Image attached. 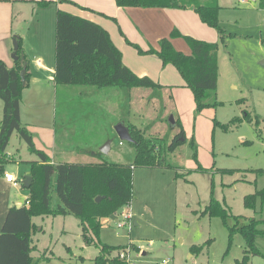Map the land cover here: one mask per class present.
Listing matches in <instances>:
<instances>
[{
    "label": "rangeland",
    "instance_id": "374dc122",
    "mask_svg": "<svg viewBox=\"0 0 264 264\" xmlns=\"http://www.w3.org/2000/svg\"><path fill=\"white\" fill-rule=\"evenodd\" d=\"M219 5L220 25L231 36L227 38L226 46L217 40L220 43L218 85L212 97V102L216 101L217 105L198 111L189 88L175 91L174 97L154 89L152 102L146 106L137 100L136 115L132 118L146 136L158 134L164 147L168 148L181 130L173 126V117L181 122L187 141L166 153V167L162 171L134 170L131 225L118 229L121 215L115 220L106 218L99 236L90 231L94 244L85 242L80 220L72 215L34 217L32 240L36 250L32 255L35 264H95V259L101 255V244L119 247L107 256L126 264H162L164 260L169 264H235L243 258L247 246L243 235L237 230L231 236L230 229L255 220L259 222L257 228L264 232V204L259 199L256 209L245 205L246 196L264 190V173H260V170L264 171V9L259 0H219ZM7 8L10 14L18 5ZM21 15L26 20L30 12H21ZM16 23L22 29L27 26L21 17ZM45 28L46 39L50 36L52 42L53 20L46 18ZM32 32L33 29L28 34L30 39ZM176 49L190 54L183 39ZM57 100V111L48 100L38 101L39 112L26 105L24 120L32 121L37 128L34 132L37 138L42 128H54L56 124L58 154L68 149L71 157L78 156L74 148H85L86 145L77 144L79 140H67L64 135L77 131L78 125L91 118L85 114L87 110L80 111L79 106H85L91 98L87 102L77 94L71 96L69 104L74 113L68 123L63 120L64 96L59 93ZM108 106L109 102H103L106 111L103 116L111 112ZM140 110H143L142 114ZM2 115L0 99V120ZM70 123H75L76 127L70 128ZM104 130L102 128V133ZM96 131L98 139L95 140L103 141L99 138L100 126ZM108 132L112 152L105 161L111 163L121 156L122 161L134 163V146L122 141L114 129L108 128ZM104 142L94 144L92 141L87 146L102 152L108 146ZM6 153L21 163L12 160L5 165V174H13L19 187L1 186L0 205L3 207L8 198L25 204L27 190L21 185L26 177H30L27 161L37 159V155L30 152L28 145L15 134ZM212 198L228 208L230 217L226 223L220 217L204 213ZM52 203L57 205L56 198ZM122 211L126 210L123 208ZM236 217H239L238 221ZM194 246L203 248L192 250ZM256 248L255 254L250 253L249 264H264L263 235L257 236Z\"/></svg>",
    "mask_w": 264,
    "mask_h": 264
},
{
    "label": "trees",
    "instance_id": "16d2710c",
    "mask_svg": "<svg viewBox=\"0 0 264 264\" xmlns=\"http://www.w3.org/2000/svg\"><path fill=\"white\" fill-rule=\"evenodd\" d=\"M264 9V0H259ZM122 8H174L193 9L201 21L215 29L219 40L225 46L231 36L220 25L219 0H116ZM182 37L190 48V54L177 51L172 39ZM18 56L14 67L9 68L0 60V99L3 102V115L0 120V163L8 162L7 149L14 134L23 140L30 152L36 153L39 161L32 163L33 183L29 189L30 196L25 206L11 207L8 210L0 232V264H35L32 257L34 229L33 218L47 215H72L80 220L83 237L87 244H94L92 231L99 236L101 220L112 218L123 207L133 202V174L137 168H165L166 153L173 152L187 141L185 130L180 121L176 126L180 132L170 145L164 147L159 135L146 136L135 125L128 126L131 143L136 150L132 164H113L99 159L92 163H60L52 165L48 156L37 150L31 132L22 123L21 103L23 86L21 71L26 62L20 41ZM132 45V44H131ZM140 55H156L164 66H174L194 96L198 111L215 107L212 97L218 85V52L220 43H209L190 36H183L173 30L169 38L160 41L159 48L147 51L133 45ZM22 58L24 60H22ZM55 81L58 85L93 86L100 89L114 87L121 89H160L149 77H139L123 63V55L113 44L108 32L99 24L58 10L56 15V69ZM102 158V155L98 154ZM200 170L204 171L203 168ZM260 173H264L260 170ZM59 203L52 208V194ZM98 196H104L96 203ZM260 199L264 204V190L245 197L247 208L256 209ZM204 213L210 217H220L226 223L230 217L228 208L212 198ZM237 221L239 217H236ZM258 221L230 229L231 236L239 231L246 240V250L241 260L235 264H249L250 253H256V238L264 236L257 227ZM101 255L95 264H126L117 259L108 258L111 251L120 249L101 244ZM203 247H192L201 251ZM250 251V252H249Z\"/></svg>",
    "mask_w": 264,
    "mask_h": 264
},
{
    "label": "crops",
    "instance_id": "0c3cea01",
    "mask_svg": "<svg viewBox=\"0 0 264 264\" xmlns=\"http://www.w3.org/2000/svg\"><path fill=\"white\" fill-rule=\"evenodd\" d=\"M18 5L16 11L12 10L10 14L6 11L9 7ZM62 10L76 16H80L103 27L109 34L113 44L123 55V63L132 72L139 77H149L159 85L163 86L157 92H168L173 94L180 89L187 88L185 81L172 66H164L162 61L156 55H139L133 45L139 46L144 51L150 48L158 49L160 41L168 38L173 30H178L183 36H190L197 40L215 43L219 39L217 31L208 25L204 24L199 15L191 8L188 9H174V8H122L116 4V0H0V60H2L9 68L14 67L16 61L12 58L14 53L13 40L18 38L23 49L24 58L28 64L27 74H29L28 86L23 91V99L21 103V119L23 125L31 132L34 144L37 150L43 151L49 158L52 165L60 163H92L99 159L106 160L112 151L110 149L111 141L108 139L110 132L108 128L114 129L118 124H123L126 128L130 125H135L133 116L136 115L137 100L143 105L152 102L151 97L155 94L154 89H121V88H97L93 86H75V85H58L55 81L56 69V15L57 11ZM21 12H30L29 17L21 15ZM21 17L22 21H26L27 26L23 29L20 24L17 25V18ZM46 18L54 22L53 41H50V36L46 39ZM33 29L32 37L29 38V33ZM183 39V38H182ZM181 38L172 39L173 47L176 49L177 43ZM184 40V39H183ZM185 41V40H184ZM186 43V42H185ZM132 44V45H131ZM180 51L179 49H176ZM182 50V49H181ZM185 53V51H181ZM179 73V74H178ZM61 93L64 96V104L62 105L63 120L69 122L70 117L73 116L74 111L70 109L69 101L71 96L77 94L82 101H87L91 98L85 106H81L80 111H85V114L91 115L85 124L78 125V130L71 131L64 135L65 139L79 140L77 144L84 143L86 147L81 146L74 148V153L78 156L71 157L68 149H63L61 153L57 152V130L55 128H42L39 138L35 137L37 128L34 127L32 121L25 119L24 109L31 106L36 112H39V100H48L53 103V106L58 109L57 97ZM140 96V97H138ZM103 102H109L106 116ZM144 110V109H143ZM141 111V114L143 112ZM108 111V110H107ZM116 112V114L114 113ZM145 113V112H144ZM111 116H110V115ZM146 114V113H145ZM57 121V116H56ZM57 123V122H56ZM70 128H75V123L68 124ZM97 126H100V136L103 141H96ZM103 128V133H102ZM139 129L143 130L141 127ZM116 134V131H115ZM114 134V135H115ZM18 136L17 134H15ZM117 135V134H116ZM105 136V137H104ZM107 136V137H106ZM63 137V139H64ZM19 138V137H18ZM108 144L106 153L99 151V149H91L87 145L92 144ZM120 146H124L122 142ZM29 150V149H28ZM136 153V150H135ZM7 154V153H6ZM36 154V153H33ZM98 154L102 155L98 157ZM37 155V154H36ZM134 155V154H133ZM8 162L16 161L15 157L7 154ZM39 158L27 161L30 165V176H32V163L38 162ZM0 163V187H15L5 179V165L8 163ZM132 161H122L121 156H117L111 163L128 165ZM149 170V168H144ZM136 170V169H135ZM161 170V169H157ZM162 171V170H161ZM25 181V180H24ZM33 183V180H32ZM22 188L27 190L24 196L27 203L30 191L22 183ZM53 198L57 196L53 193L51 200V207L54 208ZM19 201L9 199L2 207L0 205V232L7 216L8 210L13 206H25ZM133 210V202L131 204ZM137 214L136 209L134 211ZM44 217V216H43ZM106 218L101 220H105ZM116 219V218H115ZM112 219V220H115ZM34 224V223H33ZM35 231V225L33 233ZM32 233V234H33ZM33 252L36 250L33 245ZM32 252V254H33ZM33 257V255H32ZM34 258V257H33Z\"/></svg>",
    "mask_w": 264,
    "mask_h": 264
},
{
    "label": "water",
    "instance_id": "95a60500",
    "mask_svg": "<svg viewBox=\"0 0 264 264\" xmlns=\"http://www.w3.org/2000/svg\"><path fill=\"white\" fill-rule=\"evenodd\" d=\"M17 39L18 38H15L14 41H13L14 53L12 55V58L15 61H18L20 59L19 56H18L19 43H18ZM22 60H24V59L22 58ZM27 66H28V64H27V62H25L24 65H23V70L21 71V80H22L23 86L26 85ZM171 121L173 122V126H176V121L174 120L173 117L171 118ZM115 131H116L118 137L122 141H126L128 143H132L133 142V140H132V138H131V136L129 134L128 128H126L123 124H118L115 127ZM105 149L102 150L103 153L107 152ZM32 180H33V178L31 176L30 177H26L25 181H24V186L29 189L31 187V185H32ZM102 199H104V196H98L96 198V203H100ZM18 208H20V206H18ZM111 219H115V216H112Z\"/></svg>",
    "mask_w": 264,
    "mask_h": 264
},
{
    "label": "built area",
    "instance_id": "2783aa9c",
    "mask_svg": "<svg viewBox=\"0 0 264 264\" xmlns=\"http://www.w3.org/2000/svg\"><path fill=\"white\" fill-rule=\"evenodd\" d=\"M5 179L7 182L12 183L14 186H18V179L11 173L5 174ZM125 209V212H121L122 209ZM118 213H116L114 216L117 219L119 215H121V220L118 224V229L124 228L126 225H131V221L133 220V213L131 210V205L123 207ZM162 264H169L168 261L164 260Z\"/></svg>",
    "mask_w": 264,
    "mask_h": 264
}]
</instances>
